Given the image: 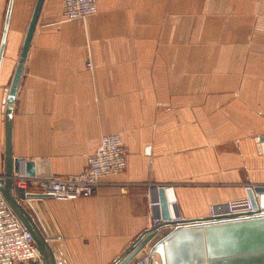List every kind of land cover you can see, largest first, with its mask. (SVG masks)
Segmentation results:
<instances>
[{"label":"crops","instance_id":"0c3cea01","mask_svg":"<svg viewBox=\"0 0 264 264\" xmlns=\"http://www.w3.org/2000/svg\"><path fill=\"white\" fill-rule=\"evenodd\" d=\"M34 3L11 0L6 24L0 175L5 151L37 178L76 175L106 134L126 156L92 196L44 200L69 264L116 259L150 225L156 187H172L184 220L264 188V0H95V13L70 21L62 0H43L6 148L3 92Z\"/></svg>","mask_w":264,"mask_h":264},{"label":"water","instance_id":"95a60500","mask_svg":"<svg viewBox=\"0 0 264 264\" xmlns=\"http://www.w3.org/2000/svg\"><path fill=\"white\" fill-rule=\"evenodd\" d=\"M43 0H35L27 23L9 84L3 92L2 113L5 147L12 102L22 72V65ZM11 0L5 12L0 36V61ZM0 175V195L22 227L28 231L41 264H69L54 224L44 206L47 195L24 192L12 183V170L34 176L32 162L20 163L10 159L5 151ZM264 188L243 190L251 212L246 218L218 222L208 217L171 222L162 187L151 191L157 205L151 208L152 219L160 223L149 225L110 264H264V210H256L253 194ZM26 205V207L23 206ZM176 217L177 211L173 210ZM145 260V263L143 261Z\"/></svg>","mask_w":264,"mask_h":264},{"label":"built area","instance_id":"2783aa9c","mask_svg":"<svg viewBox=\"0 0 264 264\" xmlns=\"http://www.w3.org/2000/svg\"><path fill=\"white\" fill-rule=\"evenodd\" d=\"M95 0H62V20H81L95 13ZM86 65H89L86 63ZM264 152V120L259 137ZM125 151L118 134H106L99 138L95 151L86 157L84 169L76 175L50 176L47 178L26 177L23 172L12 170V183L24 192L47 195L54 201H71L88 198L94 194L101 179L121 172L125 167ZM25 163L24 159H14ZM171 222L183 221L180 215L174 216L175 198L168 200L167 193L173 192L171 186L162 187ZM174 197V195H173ZM256 210H264V192L253 194ZM157 204L149 202L148 207ZM207 216L218 222L246 218L253 212L248 199H238L208 206ZM160 221L150 217V225ZM145 263V260L143 261ZM0 264H41L30 234L10 211L0 195ZM59 264V263H56Z\"/></svg>","mask_w":264,"mask_h":264},{"label":"bare ground","instance_id":"6f19581e","mask_svg":"<svg viewBox=\"0 0 264 264\" xmlns=\"http://www.w3.org/2000/svg\"><path fill=\"white\" fill-rule=\"evenodd\" d=\"M167 198H168V200L172 201L174 197H172L171 194H167Z\"/></svg>","mask_w":264,"mask_h":264},{"label":"rangeland","instance_id":"374dc122","mask_svg":"<svg viewBox=\"0 0 264 264\" xmlns=\"http://www.w3.org/2000/svg\"><path fill=\"white\" fill-rule=\"evenodd\" d=\"M23 206H24V207H26V205H25V204H23Z\"/></svg>","mask_w":264,"mask_h":264}]
</instances>
